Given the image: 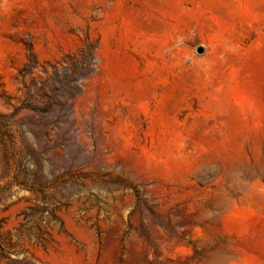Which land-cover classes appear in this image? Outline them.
Listing matches in <instances>:
<instances>
[{"label": "rangeland", "instance_id": "1", "mask_svg": "<svg viewBox=\"0 0 264 264\" xmlns=\"http://www.w3.org/2000/svg\"><path fill=\"white\" fill-rule=\"evenodd\" d=\"M0 264H264V0H0Z\"/></svg>", "mask_w": 264, "mask_h": 264}, {"label": "water", "instance_id": "2", "mask_svg": "<svg viewBox=\"0 0 264 264\" xmlns=\"http://www.w3.org/2000/svg\"><path fill=\"white\" fill-rule=\"evenodd\" d=\"M197 52H202V48L201 47H199V48H197Z\"/></svg>", "mask_w": 264, "mask_h": 264}]
</instances>
